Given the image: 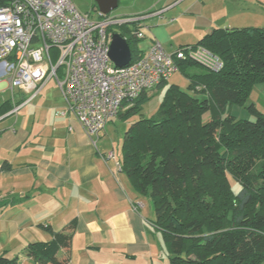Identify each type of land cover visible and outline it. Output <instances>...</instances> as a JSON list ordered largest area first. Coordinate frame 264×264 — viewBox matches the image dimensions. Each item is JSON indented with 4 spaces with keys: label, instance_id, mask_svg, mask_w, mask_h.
Segmentation results:
<instances>
[{
    "label": "trees",
    "instance_id": "trees-1",
    "mask_svg": "<svg viewBox=\"0 0 264 264\" xmlns=\"http://www.w3.org/2000/svg\"><path fill=\"white\" fill-rule=\"evenodd\" d=\"M10 1L0 0V7ZM136 30H129L130 39L119 34L129 45L130 63L142 56L131 35ZM187 46L205 49L222 69L178 63L186 89L167 82L155 87L166 89L151 118L140 114L149 91L122 104L118 117L139 118L124 136L120 172L137 196L150 201L169 264H264V114L246 106L252 89L264 83V29H212ZM227 106L245 108L255 120L226 115ZM12 109L2 104L0 117ZM39 227L48 242L26 246L23 261L0 254V264H68L57 253L70 248L75 219L61 231Z\"/></svg>",
    "mask_w": 264,
    "mask_h": 264
},
{
    "label": "crops",
    "instance_id": "crops-1",
    "mask_svg": "<svg viewBox=\"0 0 264 264\" xmlns=\"http://www.w3.org/2000/svg\"><path fill=\"white\" fill-rule=\"evenodd\" d=\"M207 1L209 18L210 13L216 16L202 31L193 23L200 17L193 7L204 5V0L186 5V0H162L152 10L121 17H142L144 38L137 42L141 55L155 42L170 54L190 45L176 43L177 33L186 38L185 33L205 35L212 29H264V0ZM226 8L230 12H222ZM44 87L16 114L10 115L12 110L5 114V118L20 114L28 127L12 130L8 139H1L0 130V254L23 261L26 246L51 239L39 225L61 231L75 219L70 248L57 253L58 258L67 257L68 264H169L161 233L152 224L151 203L132 191L120 172V160L105 145L103 131L93 144L65 112L60 92L59 98L41 96ZM5 92L15 102L8 84L1 82L0 94ZM18 92L15 104L27 97ZM29 105V111L21 112ZM110 152L113 160L106 159ZM3 163L8 170H2Z\"/></svg>",
    "mask_w": 264,
    "mask_h": 264
},
{
    "label": "built area",
    "instance_id": "built-area-1",
    "mask_svg": "<svg viewBox=\"0 0 264 264\" xmlns=\"http://www.w3.org/2000/svg\"><path fill=\"white\" fill-rule=\"evenodd\" d=\"M141 19L106 16L97 8L93 14H81L72 0H11L1 6L0 83L6 82L11 93L27 95L10 115L54 79L65 112L95 144L124 102L168 82L178 72V63L193 62L211 72L222 69V62L201 47L187 46L170 54L157 42L136 61L115 68L108 56L111 29L136 26L131 35L141 40ZM106 159L113 160L114 154L108 153Z\"/></svg>",
    "mask_w": 264,
    "mask_h": 264
},
{
    "label": "rangeland",
    "instance_id": "rangeland-1",
    "mask_svg": "<svg viewBox=\"0 0 264 264\" xmlns=\"http://www.w3.org/2000/svg\"><path fill=\"white\" fill-rule=\"evenodd\" d=\"M184 3L186 5L188 1ZM162 0H119V5L118 8L113 11L110 16L111 17H121L127 14L131 13H137V12H144V11H149L152 10L153 7H156L161 3ZM73 5L75 6L76 10L80 12L81 14H93V9L96 8V5L93 0H72ZM163 4V3H161ZM223 7V6H222ZM176 10V9H175ZM194 12L196 13L195 15L199 14L200 17H195L193 18V23H196L200 25L201 27L199 28L200 31H202L203 28L208 27L210 24H213L214 18L216 14H211L210 13V18H209V3L207 0H204V5L200 4H195L193 7ZM226 11L222 12H230L228 8L225 9ZM233 12V11H232ZM232 15V13H229ZM175 15V14H174ZM169 16V15H167ZM209 19V20H208ZM208 20V21H207ZM183 21V20H182ZM179 21V26L181 27L183 22ZM192 23V21H191ZM192 23V24H193ZM128 29H123L120 27H113L111 29L112 33H123L126 39H130L131 36L129 34V28ZM187 32V31H186ZM186 38L182 37V34L177 33L174 37V41L177 43L180 41H187L188 44L193 45L196 44L199 38L202 35V33H185L184 34ZM194 71L200 72L202 71L201 68L196 67L193 68ZM186 84L187 81L184 79L182 74L180 72L176 73L173 75L169 81L167 82L168 85H177L181 90L186 89ZM165 87L159 88L157 90L153 89L148 92V101L142 105L140 108V114L144 116L145 118H151L153 117L161 104L164 92H165ZM46 95L51 97H60L57 85L55 83V80L52 79L50 80L44 87L43 92L41 93V96ZM20 94L18 91H14V100L15 102L18 101ZM21 100V99H19ZM5 101H10L12 104V107L17 105L15 102L12 101L11 99V94L10 92H5L4 94H0V106L3 104ZM36 101L32 102L31 105H33ZM19 104V103H18ZM252 104L259 112L264 114V83L255 86L252 89V92L250 93L246 106ZM31 105L27 106L24 110L21 112H26L28 109H31ZM129 107V106H128ZM127 109V107L125 108ZM26 110V111H25ZM29 111V110H28ZM20 112V113H21ZM123 112V111H122ZM226 115L230 114L237 120H248V121H254L255 117L250 114L245 108L242 107H237V106H227L226 107ZM139 118L138 114H128L123 117H115L113 118L104 128L103 130V135L105 139V145L107 148L111 151L114 150L117 159L121 161L122 158V144L124 140V136L127 132L128 127L130 124L134 121H136ZM29 124L24 120L22 117H20V114L18 116H12L9 117V115L5 118V115L0 118V130L1 131V139H8L9 137L12 136L14 130L21 131L22 128L28 127ZM13 128V129H12ZM13 130V131H12ZM5 139V140H6ZM230 184L233 186V182L230 181Z\"/></svg>",
    "mask_w": 264,
    "mask_h": 264
},
{
    "label": "water",
    "instance_id": "water-1",
    "mask_svg": "<svg viewBox=\"0 0 264 264\" xmlns=\"http://www.w3.org/2000/svg\"><path fill=\"white\" fill-rule=\"evenodd\" d=\"M98 11L103 15H110L118 8L119 0H93ZM109 59L115 68L122 69L131 61L129 45L123 37L114 33L111 35Z\"/></svg>",
    "mask_w": 264,
    "mask_h": 264
}]
</instances>
